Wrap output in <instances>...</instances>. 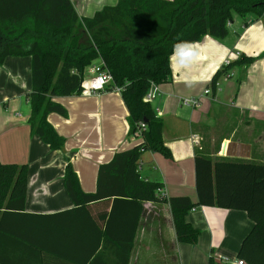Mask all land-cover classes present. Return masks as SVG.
I'll return each instance as SVG.
<instances>
[{
  "label": "crops",
  "instance_id": "0c3cea01",
  "mask_svg": "<svg viewBox=\"0 0 264 264\" xmlns=\"http://www.w3.org/2000/svg\"><path fill=\"white\" fill-rule=\"evenodd\" d=\"M79 1L71 0L77 13ZM107 1L105 5H110L111 0ZM240 55L254 58L248 65H235L243 69L242 78L231 81V74L222 79L220 87L218 83V90L212 91L214 72L223 67L225 59L235 62ZM169 64L170 78L159 84L160 94L155 104H150L156 118L163 122L162 139L170 157L143 151L139 170L143 178L159 182L166 197L187 195L196 200V150L214 158L264 163V18L234 15L225 38L204 35L197 42L174 48ZM30 65V56H10L0 65V162L26 165L25 211L44 216L31 219L39 227L25 231H32L35 247L0 236V261L123 264L124 248L111 237L125 236L129 225L117 217L109 223L110 234H105L110 205L104 203L89 204V215L59 213L73 207L64 187V173L69 161L82 190L93 192L99 164L109 161L118 151L132 148L141 137L129 134L128 112L122 98L114 104L102 101L110 90L92 95L95 103L73 94L53 98L68 112L67 117L47 115V121L65 138L63 149H50L32 132L28 122ZM88 67L84 73H88ZM204 84V89L210 90L207 94L200 89ZM189 96H199L200 104L195 108L182 105L179 99ZM24 102L28 108L21 116L16 111ZM194 136L197 143L192 141ZM10 218L8 229L15 217ZM186 220L199 230L195 244L176 240L167 204L144 201L128 264H207L210 257L222 264H238L239 246L253 225L245 211L201 206L189 211Z\"/></svg>",
  "mask_w": 264,
  "mask_h": 264
},
{
  "label": "trees",
  "instance_id": "16d2710c",
  "mask_svg": "<svg viewBox=\"0 0 264 264\" xmlns=\"http://www.w3.org/2000/svg\"><path fill=\"white\" fill-rule=\"evenodd\" d=\"M234 15L264 18V0H119L115 7L104 5L102 11L84 21L71 0H0V65L10 56H30L28 122L50 149H63L65 138L47 121V115L67 116L66 108L53 98L79 94L84 89V70L94 61L110 72L114 84L123 87L120 96L128 112L129 134H135L140 122L146 125L138 144L99 164L93 192L82 190L69 161L65 166L64 187L73 207L59 213L79 217L89 215V204H109L105 234H110L109 223L117 217L129 225L125 236L111 235L124 248L123 264H128L144 201L167 204L176 240L190 244L199 236V230L186 220L192 209L217 206L245 211L253 225L241 241L237 258L245 264H264V163L214 158L196 150V200L187 195L157 194L161 184L143 178L139 170L143 151L170 157L162 139L163 122L156 118L150 102L143 100L150 84L168 81L169 58L177 44L197 42L204 35L225 38L227 22H232ZM253 60L240 55L215 71L212 91L220 75L227 74L233 65H248ZM26 192V165L0 162V236L35 247L32 231H25L39 227L31 219L44 214L25 211ZM12 216L15 218L8 229ZM21 222L25 224L18 225ZM207 264L222 263L210 257Z\"/></svg>",
  "mask_w": 264,
  "mask_h": 264
},
{
  "label": "built area",
  "instance_id": "2783aa9c",
  "mask_svg": "<svg viewBox=\"0 0 264 264\" xmlns=\"http://www.w3.org/2000/svg\"><path fill=\"white\" fill-rule=\"evenodd\" d=\"M229 25H230V22L228 21L227 26H229ZM236 54L238 55V53H236ZM228 64H230V60L225 59L223 61V66H227ZM226 76L230 77L231 74L228 73V74H226ZM85 78H86L84 80L85 83H83V85H84V88H86L85 89L86 93L90 94V95H97V94H100L106 90H110V91L115 92V93H120L123 89V87L114 84L113 78H112V75L110 74V72L105 67H102L101 63L98 61L97 62L94 61L89 65L88 75H86ZM215 85L218 86V82H216ZM209 92H210V90L207 87L203 90L204 94H207ZM159 94H160L159 85L155 84V83H151L148 90L146 91V93L143 96V100L146 102H151ZM179 101L182 105L195 108L200 104V97L199 96L181 97L179 99ZM145 127H146L145 123L140 122L139 127L136 130L134 135L141 137L142 131L145 129ZM192 141L194 143H197L198 138L196 136H194L192 138ZM156 192H157V194L166 197V195L162 192L161 187L157 188ZM237 263L238 264H245L243 260H238Z\"/></svg>",
  "mask_w": 264,
  "mask_h": 264
},
{
  "label": "rangeland",
  "instance_id": "374dc122",
  "mask_svg": "<svg viewBox=\"0 0 264 264\" xmlns=\"http://www.w3.org/2000/svg\"><path fill=\"white\" fill-rule=\"evenodd\" d=\"M73 2L75 1V0H72ZM81 1V2H80ZM79 2L81 3V5L80 4H78V6H77V9H78V12H81V10H83V11H90L91 10V5H98V4H100L101 2H102V0H80ZM103 2H104V5L105 4H107V0H103ZM252 18H253V16H251ZM254 19V18H253ZM228 27V26H227ZM230 60V59H229ZM231 70V72H233V73H231L230 72V74H232V77H227V76H225V75H220V80H218V83H219V87L221 86V81H222V79H231V81H237L238 79H240V78H242V76H243V73L241 74V72H243V69L242 68H239V67H237V66H235V65H233V67L230 69ZM86 75H88V73L87 72H85L84 73V75H83V83H85L84 82V80L86 79L85 77H86ZM227 77V78H226ZM204 87H205V84L204 85H200V89H204ZM218 86L216 87V89L215 90H218V88H219ZM85 89L86 88H84V91L82 90L79 94H78V96L79 97H82V98H87L88 100V103L89 102H94V97L92 96V95H90V94H87L86 93V91H85ZM212 90V89H211ZM108 93V95H105V97L104 98H102V101H105V100H108V102H110V104H114V103H116L118 100L120 101V99H121V96H120V94L119 93H115V92H111V91H109V92H107ZM155 99L153 100V105L155 104ZM95 103V102H94ZM98 106V105H97ZM27 106H26V104H25V102L23 103V105L22 106H19L18 108H17V111L16 112H19L20 114H21V116H25V114H26V112H27ZM66 110H67V108H66ZM68 112V111H67ZM67 117V116H66ZM217 144V143H216ZM220 146H221V144H220Z\"/></svg>",
  "mask_w": 264,
  "mask_h": 264
},
{
  "label": "clouds",
  "instance_id": "9594fccd",
  "mask_svg": "<svg viewBox=\"0 0 264 264\" xmlns=\"http://www.w3.org/2000/svg\"><path fill=\"white\" fill-rule=\"evenodd\" d=\"M119 0H111L110 6L111 7H115L118 4ZM91 10L90 11H82L79 12V18L81 19V21H84L85 19H89L94 17V15L98 12V11H102L103 7H104V2L102 0V2L98 5H91ZM181 47L180 44L176 45V48L179 49Z\"/></svg>",
  "mask_w": 264,
  "mask_h": 264
}]
</instances>
